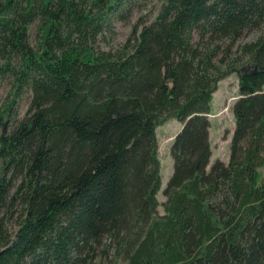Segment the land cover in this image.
I'll list each match as a JSON object with an SVG mask.
<instances>
[{
    "label": "trees",
    "instance_id": "trees-1",
    "mask_svg": "<svg viewBox=\"0 0 264 264\" xmlns=\"http://www.w3.org/2000/svg\"><path fill=\"white\" fill-rule=\"evenodd\" d=\"M129 2L0 0V264H264V0H161L104 48ZM232 73L227 161L206 169L212 93Z\"/></svg>",
    "mask_w": 264,
    "mask_h": 264
},
{
    "label": "rangeland",
    "instance_id": "rangeland-1",
    "mask_svg": "<svg viewBox=\"0 0 264 264\" xmlns=\"http://www.w3.org/2000/svg\"><path fill=\"white\" fill-rule=\"evenodd\" d=\"M161 0H130L129 10L120 12V15L110 17L109 29L99 35V43L104 48H115L123 43L134 24L144 20H150L158 11ZM257 32L251 31L244 34L235 44L254 40ZM33 41V40H32ZM10 84L6 80H0V105L6 101L9 96ZM237 91V76L232 73L223 79L219 80L216 89L212 93L211 110L207 114L210 121L209 139L211 146V156L206 169L215 159L227 161L228 142L231 130L234 126L233 118L230 111V105L235 98ZM30 99V91H25L21 94L17 104V114L22 116L27 108ZM181 127V123L173 117L167 118L156 127L157 137V155L160 161L161 188L157 193V198L161 202L164 200L162 189L165 186L167 179L172 172V158L170 155V144ZM10 128L9 124L0 126V132ZM264 176V165L260 168ZM158 211L162 212V206L158 207ZM14 218L8 220L7 226L13 233L17 230L18 224Z\"/></svg>",
    "mask_w": 264,
    "mask_h": 264
}]
</instances>
